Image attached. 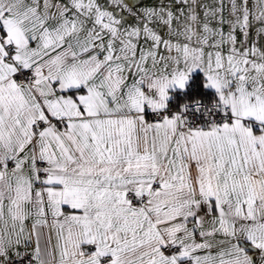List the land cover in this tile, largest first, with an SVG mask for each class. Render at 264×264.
Segmentation results:
<instances>
[{
    "label": "snow or ice",
    "instance_id": "snow-or-ice-1",
    "mask_svg": "<svg viewBox=\"0 0 264 264\" xmlns=\"http://www.w3.org/2000/svg\"><path fill=\"white\" fill-rule=\"evenodd\" d=\"M0 264H264V0H0Z\"/></svg>",
    "mask_w": 264,
    "mask_h": 264
}]
</instances>
